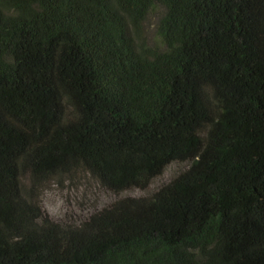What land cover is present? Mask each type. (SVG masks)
<instances>
[{"label": "trees", "instance_id": "16d2710c", "mask_svg": "<svg viewBox=\"0 0 264 264\" xmlns=\"http://www.w3.org/2000/svg\"><path fill=\"white\" fill-rule=\"evenodd\" d=\"M0 264H264V0H0Z\"/></svg>", "mask_w": 264, "mask_h": 264}, {"label": "rangeland", "instance_id": "374dc122", "mask_svg": "<svg viewBox=\"0 0 264 264\" xmlns=\"http://www.w3.org/2000/svg\"><path fill=\"white\" fill-rule=\"evenodd\" d=\"M161 13L162 9L158 7L149 17L145 26L146 39L151 46L158 44L156 29ZM187 167L186 163H173L165 169L162 176L149 185L147 190H129L117 196L99 188L91 178V180L87 179L86 182H81L78 185L66 182L60 186L53 183L44 190L41 203L45 212L54 221H69L79 224L90 215L112 205L119 199L141 198L154 194L161 186L171 182Z\"/></svg>", "mask_w": 264, "mask_h": 264}]
</instances>
